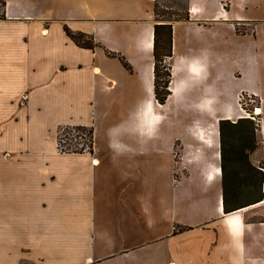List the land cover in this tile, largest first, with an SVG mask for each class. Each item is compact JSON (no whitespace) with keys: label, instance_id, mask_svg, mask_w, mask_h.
Segmentation results:
<instances>
[{"label":"crops","instance_id":"1","mask_svg":"<svg viewBox=\"0 0 264 264\" xmlns=\"http://www.w3.org/2000/svg\"><path fill=\"white\" fill-rule=\"evenodd\" d=\"M1 1L0 264H264V197L223 212L217 130L242 117L240 93L256 102L249 159L264 196V0H185L187 18L172 21L156 19L157 0ZM158 22L171 24L163 104ZM223 54L242 81L231 101L190 100L187 79ZM66 125L92 127V150H59Z\"/></svg>","mask_w":264,"mask_h":264},{"label":"trees","instance_id":"2","mask_svg":"<svg viewBox=\"0 0 264 264\" xmlns=\"http://www.w3.org/2000/svg\"><path fill=\"white\" fill-rule=\"evenodd\" d=\"M229 0H224V7ZM0 18H4V2L0 0ZM154 14L157 20H163L156 11ZM186 19L187 15L178 16L176 19ZM175 19V18H174ZM66 35L78 46L93 49L99 46L89 34L81 31H73L67 26H63ZM111 57H116L122 66L131 70L128 61L120 54L105 50ZM171 55V24L169 22H158L153 26V93L159 104H163L170 93L168 82L170 79V66L163 65L160 70L159 64ZM245 115L231 121L221 118L217 123L219 139V158L221 171V201L222 210L228 213L254 204L263 199L261 186L263 183V173L260 170L262 163L252 164L249 154L254 151L259 142L256 133L259 129L258 121ZM76 129L85 131L87 139L84 143L86 147L78 150L61 151H82L92 150V127L75 125ZM186 226H174L173 232L188 229Z\"/></svg>","mask_w":264,"mask_h":264},{"label":"rangeland","instance_id":"3","mask_svg":"<svg viewBox=\"0 0 264 264\" xmlns=\"http://www.w3.org/2000/svg\"><path fill=\"white\" fill-rule=\"evenodd\" d=\"M184 3L185 0H157L156 11L165 21H172L174 18L176 19L178 16L184 15ZM176 38L177 35H175V39ZM174 51H176V47ZM219 57L220 59L216 62L217 68L214 70L213 68H210L205 77L202 79H187L188 91L192 92L190 100L197 101L202 97H214L217 98L218 101L219 97L231 101L232 94L238 89V86L241 85L240 82L242 81L236 79L237 77H235L232 72L234 69V61L232 58L226 54H223L222 57L220 55ZM163 65H169L168 59H164V61L159 64L160 70L163 69ZM190 71L195 75L199 74V71L193 67L190 68ZM177 73L178 72H176V74ZM175 84L176 83H174V85ZM220 93L222 97L220 96ZM217 101H215V104ZM255 104L256 102L246 93L242 92L238 95L237 106L241 109L240 113L242 115L246 113L252 115L255 113V120H257V114L254 107ZM189 111L193 114L194 110L190 108ZM236 119H231V121H235ZM55 139L58 149L78 150L86 147V144L84 145V143L87 139V135L85 131L76 129L75 125H66L58 126L56 128Z\"/></svg>","mask_w":264,"mask_h":264},{"label":"built area","instance_id":"4","mask_svg":"<svg viewBox=\"0 0 264 264\" xmlns=\"http://www.w3.org/2000/svg\"><path fill=\"white\" fill-rule=\"evenodd\" d=\"M254 114H255V113H254ZM254 114L250 115V114L247 113V115H248L247 117H250L251 119H254V120H255V115H254ZM233 121H234V120H233Z\"/></svg>","mask_w":264,"mask_h":264},{"label":"bare ground","instance_id":"5","mask_svg":"<svg viewBox=\"0 0 264 264\" xmlns=\"http://www.w3.org/2000/svg\"><path fill=\"white\" fill-rule=\"evenodd\" d=\"M257 110H258V108H255V112L257 113ZM245 115H247V113L246 114H244V115H242V116H245Z\"/></svg>","mask_w":264,"mask_h":264}]
</instances>
